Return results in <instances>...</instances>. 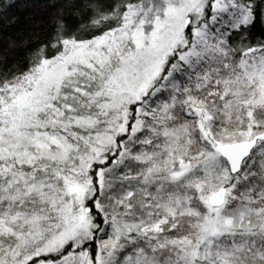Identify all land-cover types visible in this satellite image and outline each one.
Segmentation results:
<instances>
[{"label":"rangeland","instance_id":"rangeland-1","mask_svg":"<svg viewBox=\"0 0 264 264\" xmlns=\"http://www.w3.org/2000/svg\"><path fill=\"white\" fill-rule=\"evenodd\" d=\"M239 2L138 0L119 27L66 42L0 93V264H158L148 247L169 241L166 264H196L223 237L264 235V192L242 189L264 161L252 151L233 174L217 151L264 150V56L253 51L222 78L217 101L187 96L184 124L166 127L139 106L155 99L165 114L180 73L225 52L214 35L222 20L245 22ZM165 212L192 217L191 232L165 235Z\"/></svg>","mask_w":264,"mask_h":264},{"label":"trees","instance_id":"trees-1","mask_svg":"<svg viewBox=\"0 0 264 264\" xmlns=\"http://www.w3.org/2000/svg\"><path fill=\"white\" fill-rule=\"evenodd\" d=\"M136 1L0 0V93L29 76L43 62L63 53L66 42L91 41L119 27L126 7ZM239 5L247 11L245 22L225 28L222 20L221 31L215 35L213 32L216 31L211 25L208 26L210 36L223 34L225 52L196 69L189 79H185L181 73L173 77H177L176 81L181 83L180 90L172 93L173 106H169L165 114H161V106L154 109L157 106L155 99L140 103L139 106L152 109L150 120H161L166 127L190 121L184 104L187 96L194 95L201 99L211 96L217 101L222 78L233 74L240 62L252 55L253 51L264 56V0H242ZM185 75L188 73L185 72ZM263 110L262 107L258 112L262 113ZM197 136L201 140L199 132ZM258 143L263 145L264 141ZM258 146L249 157L256 154L259 157L257 160L264 161V150L257 155ZM242 189L244 192H264V173L243 181ZM163 216L165 223L161 229L165 235L174 238L187 236V232H191L189 226L195 225L194 219L187 215L165 212ZM149 248L146 251L160 261L158 264L170 261L177 249L170 241L154 247L157 248L155 250ZM224 255L229 257L226 262H223ZM171 260V264H174L176 259ZM196 264H264V235L223 237L212 243V257Z\"/></svg>","mask_w":264,"mask_h":264},{"label":"water","instance_id":"water-1","mask_svg":"<svg viewBox=\"0 0 264 264\" xmlns=\"http://www.w3.org/2000/svg\"><path fill=\"white\" fill-rule=\"evenodd\" d=\"M259 140L264 141V136H260ZM256 147V142H245L227 146H219L217 148L218 153L222 158L229 162L231 172L233 174L238 173L241 163L247 158ZM227 191L226 189L218 190L210 200L213 206L221 207L225 203Z\"/></svg>","mask_w":264,"mask_h":264}]
</instances>
